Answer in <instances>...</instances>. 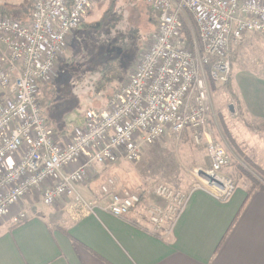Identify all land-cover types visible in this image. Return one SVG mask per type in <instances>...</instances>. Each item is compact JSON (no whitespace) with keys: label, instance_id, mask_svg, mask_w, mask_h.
Segmentation results:
<instances>
[{"label":"built area","instance_id":"built-area-1","mask_svg":"<svg viewBox=\"0 0 264 264\" xmlns=\"http://www.w3.org/2000/svg\"><path fill=\"white\" fill-rule=\"evenodd\" d=\"M95 1L33 0L26 23L0 14V226L26 223L24 204L37 191L45 206L72 198L73 211L84 214L106 201L112 216L127 217L141 204L139 194L109 193L90 204L79 187L95 178L97 166L138 162L169 132H191L205 147L211 162L205 172L213 181L199 170L189 194L160 186L156 195L165 207L149 211L155 231L170 228L194 192L226 201L237 189L223 174L228 152L209 127L212 86L229 83L232 41L248 33L264 39V0H146L157 16L156 32L128 81L60 136L43 113L41 87L51 82Z\"/></svg>","mask_w":264,"mask_h":264},{"label":"crops","instance_id":"crops-1","mask_svg":"<svg viewBox=\"0 0 264 264\" xmlns=\"http://www.w3.org/2000/svg\"><path fill=\"white\" fill-rule=\"evenodd\" d=\"M32 9L33 0L0 2L1 15L24 23ZM232 45L229 83L212 86L213 97L241 117L230 126L234 138L236 129L260 138L256 165L263 169L264 39L248 33ZM91 185L78 190L90 204L98 193ZM73 202L64 198L45 211L30 205L26 223L0 226V264H264V192L249 195L243 184L226 201L194 192L172 226L156 231L140 205L117 218L106 201L84 214L73 211Z\"/></svg>","mask_w":264,"mask_h":264},{"label":"rangeland","instance_id":"rangeland-1","mask_svg":"<svg viewBox=\"0 0 264 264\" xmlns=\"http://www.w3.org/2000/svg\"><path fill=\"white\" fill-rule=\"evenodd\" d=\"M156 27L157 16L146 0H96L82 26L70 38L51 82L41 87L43 113L54 128L70 135L72 129L83 123L87 111L103 108L114 92L128 81ZM234 50L233 61L236 57ZM109 60L113 62L107 63ZM96 84H100L99 91ZM213 93L214 90L209 127L230 157L223 174L231 177L237 187L249 182L241 170H236L241 167L264 181V168L256 165L260 161V154H256L259 153L256 143H260V138L237 129L234 138L230 126L234 121L239 123L241 117L230 116L226 106L222 108V103H215ZM207 156L205 147L197 145L191 132H169L147 147L138 162L96 167L97 177L86 185L92 184L93 190L98 191V199L124 191L139 194L140 206L146 208L144 218L154 230L149 222V211L165 207V202L156 195L157 189L163 186L189 194L199 183L198 171L211 167ZM36 204L45 211L58 203L44 206L42 194L37 191L29 197L23 209L28 211L30 205L35 208Z\"/></svg>","mask_w":264,"mask_h":264},{"label":"trees","instance_id":"trees-1","mask_svg":"<svg viewBox=\"0 0 264 264\" xmlns=\"http://www.w3.org/2000/svg\"><path fill=\"white\" fill-rule=\"evenodd\" d=\"M156 14V13H155ZM185 37L188 39V41H190L191 42V36H190V32H189V30H188V28L186 27V29H185ZM111 62H113V61H111V60H109L107 63H111ZM107 71H109V69L107 70ZM108 75V74H107ZM104 79H106V78H104ZM96 87H97V89H98V91H99V89L101 88L100 87V84H96ZM46 119H47V122H48V125L50 126V127H52L57 133L59 132L57 129H55L54 128V125H53V123L46 117ZM68 132H66V131H63V132H59L58 134L60 135V136H63V135H65V134H67ZM236 170H241V172L243 173V175L245 174L246 176H247V178H248V183H245V184H243V185H246V186H248V194L249 195H252L253 193H255V192H264V181L262 180H260L257 176H255L254 174H252L251 172H249V171H246L243 167H241V168H238V169H236ZM262 170V169H261ZM242 175V176H243ZM262 175H264V172L262 173Z\"/></svg>","mask_w":264,"mask_h":264},{"label":"water","instance_id":"water-1","mask_svg":"<svg viewBox=\"0 0 264 264\" xmlns=\"http://www.w3.org/2000/svg\"><path fill=\"white\" fill-rule=\"evenodd\" d=\"M199 173H200V175H203L204 177H206V178L210 179L211 181H213V179L205 171L200 170Z\"/></svg>","mask_w":264,"mask_h":264}]
</instances>
